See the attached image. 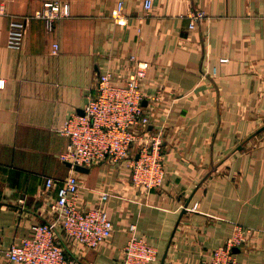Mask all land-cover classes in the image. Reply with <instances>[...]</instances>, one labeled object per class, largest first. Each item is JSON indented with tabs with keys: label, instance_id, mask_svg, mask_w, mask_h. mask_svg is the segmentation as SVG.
I'll return each mask as SVG.
<instances>
[{
	"label": "crops",
	"instance_id": "obj_1",
	"mask_svg": "<svg viewBox=\"0 0 264 264\" xmlns=\"http://www.w3.org/2000/svg\"><path fill=\"white\" fill-rule=\"evenodd\" d=\"M49 1L71 7L52 30L40 14ZM119 1L125 25L112 15ZM192 10L207 13L194 28ZM16 19H27L21 48L9 45ZM131 55L151 64L142 88L160 100L145 105L166 132V178L150 192L124 163L84 173L60 158L65 120L109 66L127 77ZM74 171L77 206L105 209L114 232L95 249L64 240L70 258L122 264L134 223L159 252L149 264L206 263L241 225L252 232L238 260L264 264V0H153L149 12L144 0H0V264H15L6 251L34 224L58 217V188Z\"/></svg>",
	"mask_w": 264,
	"mask_h": 264
},
{
	"label": "built area",
	"instance_id": "obj_2",
	"mask_svg": "<svg viewBox=\"0 0 264 264\" xmlns=\"http://www.w3.org/2000/svg\"><path fill=\"white\" fill-rule=\"evenodd\" d=\"M146 12L153 8V0H144ZM48 30H52L58 19L68 17L71 7L68 2L49 1L40 13ZM114 19L122 25L127 23L123 1L113 10ZM189 27L207 18L204 10H192L187 14ZM27 19L13 20L9 28V45L21 48L24 42ZM54 44V52L58 51ZM222 62L228 58L222 57ZM129 75L118 76V66H109L101 72L95 84V91L87 96L83 113H72L62 128L69 138L67 150L60 158L91 167L104 160L115 165L126 164L131 171L133 185L150 192L159 187L166 178L164 128L152 129L153 105L160 100V93L147 96L142 85L151 66L150 62L136 55L129 58ZM217 68H213V74ZM122 77V76H121ZM4 85V83H2ZM1 85V86H2ZM73 168V167H72ZM73 170H75L73 168ZM54 180H47V188L54 186ZM81 187L78 174L71 173L58 188V198L53 205L58 217L55 220L34 224L32 235L23 237L6 251L15 264H85L66 254L64 240L95 249L113 235L114 224L103 208L82 209L76 204ZM106 198V194L103 199ZM194 204L193 209H197ZM59 226L61 231L59 232ZM251 228L237 225L225 244L212 251L206 263L195 264H242L234 251L248 243ZM159 252L143 237L137 234L136 224L130 225V236L123 249L122 264H149L158 261ZM189 264V263H186ZM191 264V263H190Z\"/></svg>",
	"mask_w": 264,
	"mask_h": 264
},
{
	"label": "water",
	"instance_id": "obj_3",
	"mask_svg": "<svg viewBox=\"0 0 264 264\" xmlns=\"http://www.w3.org/2000/svg\"><path fill=\"white\" fill-rule=\"evenodd\" d=\"M146 102H147V100H144V104H146ZM84 112V110H82V112L81 113H83ZM67 165L69 166V167H73L76 171H79V172H88L89 171V167H87V166H83V165H80V164H76L75 166H73V164L71 163V162H67ZM186 211V209H184L183 210V213ZM238 249L239 248H234V251H238ZM166 257V254H165V256H164V258ZM164 258H163V260H164Z\"/></svg>",
	"mask_w": 264,
	"mask_h": 264
}]
</instances>
